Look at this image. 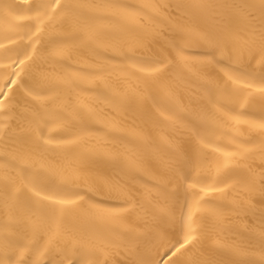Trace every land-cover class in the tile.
<instances>
[{
	"label": "bare ground",
	"instance_id": "6f19581e",
	"mask_svg": "<svg viewBox=\"0 0 264 264\" xmlns=\"http://www.w3.org/2000/svg\"><path fill=\"white\" fill-rule=\"evenodd\" d=\"M54 2L0 0V264L260 261L264 0Z\"/></svg>",
	"mask_w": 264,
	"mask_h": 264
},
{
	"label": "snow or ice",
	"instance_id": "6c2138e0",
	"mask_svg": "<svg viewBox=\"0 0 264 264\" xmlns=\"http://www.w3.org/2000/svg\"><path fill=\"white\" fill-rule=\"evenodd\" d=\"M61 3L60 0H55L54 4L51 6L53 11H55L56 9L60 8ZM35 19H39V17L37 16ZM37 32L40 31L39 28L36 29ZM20 63H24V61H20ZM11 83H15V81H11ZM259 91L264 92V87H261L259 89ZM2 94V93H0ZM259 127L264 128V123L260 124ZM60 204H71L74 203V201H59ZM194 239V237L189 236L186 240H184L183 243H179L178 246L173 245L171 246V248L168 249V251L165 253V255H169V259L168 261L165 262V264H175V262L172 260V257H176L183 249L186 248V246L190 245L192 240ZM174 249V250H173ZM251 264H264V254H262L260 261H254L251 262Z\"/></svg>",
	"mask_w": 264,
	"mask_h": 264
}]
</instances>
